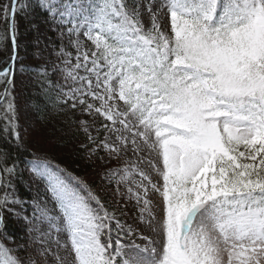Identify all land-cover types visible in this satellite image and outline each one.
<instances>
[{
  "label": "snow or ice",
  "instance_id": "6c2138e0",
  "mask_svg": "<svg viewBox=\"0 0 264 264\" xmlns=\"http://www.w3.org/2000/svg\"><path fill=\"white\" fill-rule=\"evenodd\" d=\"M38 3L75 53H54L63 84L38 81L52 110L99 120L102 140L78 123L108 163L134 159L105 163L98 175L115 188L105 199L34 156L28 170L54 207L33 200L29 213L13 190L18 164L0 152V264H264V0ZM29 7H0L13 45ZM11 74L0 70V131L19 149ZM8 216L27 226L22 245Z\"/></svg>",
  "mask_w": 264,
  "mask_h": 264
},
{
  "label": "trees",
  "instance_id": "16d2710c",
  "mask_svg": "<svg viewBox=\"0 0 264 264\" xmlns=\"http://www.w3.org/2000/svg\"><path fill=\"white\" fill-rule=\"evenodd\" d=\"M2 1L9 3V0H0V5ZM37 10L41 12L40 17L44 19L48 17L39 6ZM14 23L15 33L20 31L28 38V43L23 48H19L17 44L18 55L14 60L15 62L12 61L10 58L15 54V46L11 40L12 29L6 27L5 20L0 15V70L7 67L12 69V74L9 76L12 83L11 96L15 98L14 103L21 125L23 146L18 149L13 139L0 131V152L8 153L11 160H15L18 164L19 171L17 175L19 176L18 190L20 196L26 201L32 199L30 189L26 185L24 173L29 171L28 162L36 156L46 158L53 165L66 169L67 173L81 178L105 199H110L111 196L103 192L98 182H86L88 174L99 164L100 159L98 157H101L98 153L95 161L89 158L88 149L94 147V145L89 144L78 123L87 115H81L78 110H52L48 98L40 90L38 81L51 79L55 83L63 84V80L59 72L52 70V63L44 64L37 56V46L32 42L33 33L30 32L28 23L19 13V10ZM9 24H11V20ZM54 33H57L55 26L53 37ZM42 67L48 70L47 77L38 76V72ZM3 89L4 85L0 82V92H3ZM25 105L28 106V109H25ZM30 118L34 121L32 124L35 125L34 128L26 125ZM97 122L100 124L99 120ZM0 126H2V122H0ZM104 135L102 129L98 138L102 140ZM51 140H55L56 144L54 146L50 144ZM82 145H87V147H82ZM25 232L26 225L23 224V221L9 219L7 229L9 237H14L16 242L23 243Z\"/></svg>",
  "mask_w": 264,
  "mask_h": 264
},
{
  "label": "rangeland",
  "instance_id": "374dc122",
  "mask_svg": "<svg viewBox=\"0 0 264 264\" xmlns=\"http://www.w3.org/2000/svg\"><path fill=\"white\" fill-rule=\"evenodd\" d=\"M25 2L28 3L30 7L24 12L19 11V13L22 14V16L25 18L26 22L28 23L30 32L33 33L32 42L35 44V46H37V56L39 57V59L42 60L44 64L56 63L57 65H60V61L56 59V56L54 53L58 51L61 47H63L65 51L73 52V55H75L74 49L70 45L67 36H64L63 38H61L58 31L57 33H54V37L52 36L55 25L51 22L49 17H46L45 19L40 17L41 12L37 10L39 6L38 0H25ZM7 4H8L7 1H2L0 7L7 5ZM55 29H56V26H55ZM80 39L85 46L87 47L91 46V42L87 41L83 36H81ZM15 41H16V47L18 44L19 48L20 47L23 48L28 43V38L19 31L18 33H15ZM17 51H18V47H17ZM60 66L62 67L63 65H60ZM24 107L25 109H28L27 105H25ZM83 120L89 121V131L91 132L92 136L99 137L100 132L102 130L100 127V124L97 121L93 123V121L88 116H86ZM33 122L34 121L31 120L30 118V120H28L26 125L32 128L33 126H35V125H32ZM97 129H100V131L98 132ZM108 135L110 139L113 138L111 133H109ZM50 144L54 146L56 144L55 140H51ZM92 148L93 147L88 149L89 158L95 161L99 153L102 157H104V161H101V160L99 161V164H97L96 168L93 169L88 174V177H87L88 179L86 182H93V181L98 182L101 188L103 189V192L111 196L115 191L114 186L103 184L98 174L101 172L102 168L105 166V163H107L109 167L116 168L122 165V162L124 159H134V157H123L122 156L120 161L113 160L110 163H108V157L104 151L100 150V151L93 153ZM24 174H25L26 185L29 187L31 197H32L30 201H26L20 196V193L18 190V182H19L18 175H16L13 178L12 183L14 186L13 190L16 196L20 200L26 202L25 207H27L28 212L30 213L32 211L31 202L33 200H36V201L47 200L49 203V206L54 207V205L51 203L50 196L45 190V184L42 181L35 178L30 171H28L27 173L25 172ZM61 174L64 175V173H61ZM121 191H123V185H121ZM155 199L158 200L159 198L156 197ZM16 207H17V210L19 211V205H17ZM9 219L20 220L19 218H15L12 216H8L7 220L9 221ZM129 222H131V220H129ZM23 224L25 225L24 222ZM143 234L145 236H149L153 240H156L155 235L151 234L147 230H145ZM26 239H27V235L25 232V240ZM16 243L22 245L24 242L23 243L16 242ZM136 243L143 246L144 244L147 243V241L143 239H136ZM19 255L23 257L26 255V253L20 252Z\"/></svg>",
  "mask_w": 264,
  "mask_h": 264
},
{
  "label": "water",
  "instance_id": "95a60500",
  "mask_svg": "<svg viewBox=\"0 0 264 264\" xmlns=\"http://www.w3.org/2000/svg\"><path fill=\"white\" fill-rule=\"evenodd\" d=\"M15 17H16V15H15ZM15 17H14V22H15ZM13 21L11 20V23H12ZM13 33L11 32V35H12ZM14 34H15V32H14ZM15 57H17V55H18V51H17V47H16V41H15Z\"/></svg>",
  "mask_w": 264,
  "mask_h": 264
}]
</instances>
